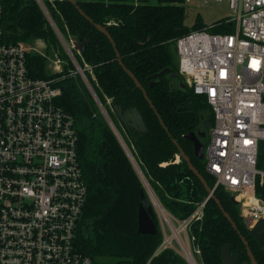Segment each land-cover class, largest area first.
I'll return each mask as SVG.
<instances>
[{"label":"trees","instance_id":"1","mask_svg":"<svg viewBox=\"0 0 264 264\" xmlns=\"http://www.w3.org/2000/svg\"><path fill=\"white\" fill-rule=\"evenodd\" d=\"M42 1L68 42L90 41L82 55L75 50L73 53L82 68L85 64L93 68L96 81L90 73L85 74L163 209L179 221L191 218L209 194L180 157L178 147L142 91L118 63L109 39L68 0ZM76 1L95 24L108 29L124 65L147 91L172 138L214 189L216 178L207 171L206 162L195 156L194 144L186 138L203 122L209 124V129L213 127V110L206 98L195 95L180 74L171 77L172 73H179L176 41L208 26L200 16L192 27L186 26L187 0H158L157 4L148 0ZM2 4L7 43L42 40L47 56L57 54L69 61L67 55L57 52L58 36L36 0H2ZM228 20L223 18L212 24L211 32L234 33L236 26ZM27 67L32 78L55 79L56 87L62 90L57 104L75 120L79 162L88 187L87 203L76 229V250L98 264H189L171 249L155 256L164 236L154 210L157 234H139L138 215L145 187L88 87L79 75H74V64L69 61L61 73L51 74L46 57L29 53ZM166 68H170V73L150 79ZM177 156L180 162H176ZM259 167H264L263 158ZM257 194L264 198L263 191L258 190ZM215 195L248 241L258 264H264V251L251 235L240 207L231 201V194L219 186ZM189 235L202 264H223L221 250L226 245L231 253L240 256L239 264L250 262L240 236L211 198L204 206L202 219L192 222Z\"/></svg>","mask_w":264,"mask_h":264},{"label":"built area","instance_id":"2","mask_svg":"<svg viewBox=\"0 0 264 264\" xmlns=\"http://www.w3.org/2000/svg\"><path fill=\"white\" fill-rule=\"evenodd\" d=\"M226 1L234 14L228 20L236 26L234 33L214 34L208 26L179 38L176 50L181 76L214 113L204 147L207 171L216 178L213 191L220 186L235 198L250 229L264 219V198L257 194L264 193V170L259 167L264 141V0ZM2 16L0 0V264H98L75 247L88 187L74 117L58 106L62 90L55 79L29 74V53L50 57L33 43H7ZM38 42L44 43H34ZM70 49L66 50L71 62L97 100L85 74L96 81L93 68H82L75 49ZM52 63L47 68L51 74L63 71L65 64L57 54ZM209 199L210 195L188 220L169 217L172 235L163 227L164 240L155 256L167 249L185 255L182 234L202 219ZM172 218L183 226L176 227Z\"/></svg>","mask_w":264,"mask_h":264},{"label":"water","instance_id":"3","mask_svg":"<svg viewBox=\"0 0 264 264\" xmlns=\"http://www.w3.org/2000/svg\"><path fill=\"white\" fill-rule=\"evenodd\" d=\"M71 4H73L77 10L80 12V14L85 17V19L87 21H89L90 23H92L96 29H98L99 31H101L111 42L116 56H117V60L118 63L120 64V66L124 69V71L130 76V78L134 81L135 85L137 86L138 89H140L145 97V99L148 101L149 105L151 106V108L155 111L160 124L162 125V127L165 129V131L169 134V136L171 137L173 143L178 147L179 152H180V157L183 158V160L188 164V167L190 168V170L195 174V176L200 180V182L203 184V186L205 187L206 191L208 192V194L210 195V198L217 204V206L220 208V210L222 211L223 215L225 216V218L230 222L232 228L238 233V235L240 236L242 242L244 243L250 262H245L244 264H258L250 246L248 241L246 240V238L241 234V232L239 231L237 224L235 223V221L232 219V217L225 211V209L223 208L221 201L217 198V196L215 195V192L213 191L212 188L209 187L207 181L205 180V178L200 174V172L197 170V168L192 164L191 159L185 154L184 150L179 146L178 142L172 138L171 134L169 133V129L167 128V126L165 125L163 119L161 118V116L159 115V113L157 112L155 106L153 105L152 101L150 100L147 91L143 88V86L141 85V83L139 82V80L136 78V76L124 65L120 52L117 49V45L114 41V39L112 38L111 34L109 33L108 29L95 24L94 21L85 14V12L78 6L77 1L76 0H68ZM39 4V3H38ZM40 5V4H39ZM40 7L42 8V10L44 11V13L46 14L48 20L50 21L53 29L55 30V32L59 35L60 32L58 31L55 23L53 22L52 19H50L48 17V13L45 12L44 8L45 6L40 5ZM60 38V36H59ZM73 40V47L77 52H80L81 54H83L85 52L86 46L90 43V41L88 42H84V43H78L77 41ZM62 41V40H61ZM170 68H166L164 70H162L160 73H157L155 75H153L152 77H150V79H155L158 76H162L165 74L170 73ZM179 76L178 73H172L171 77H177ZM182 86L184 88H186V84L182 83ZM95 99V98H94ZM95 100L98 103V106L101 110V113L103 114V116L105 117L106 121L108 122L109 126L111 127L112 131L114 132V134L116 135V137L118 138L120 144L122 145L123 149L125 150L127 156L129 157L131 163L134 166V169L136 170L138 176L140 177V179L142 180L141 176L139 175L133 161L132 158L129 155V150H127L128 148H126V144L124 143L122 137L119 135V133L116 130V127L114 126L111 118L109 117L107 111L104 109L103 105L101 104L100 100L98 99V97L96 96ZM205 135L202 134L201 137H204ZM186 138L191 141L194 144V153L195 156L201 160V161H205V153H204V144L201 142L200 137L198 134L196 133H188L186 135ZM264 153V141L260 143V148H259V158L262 157ZM143 182V180H142ZM144 183V182H143ZM146 193L143 192L141 194V199H142V204L140 206L139 209V215H138V231L139 234L141 235H155L157 234L158 230L157 227L155 226L154 222H153V208H155L154 202L148 192V189L145 187ZM231 201L238 206V202L235 200L234 197H231ZM250 233L251 235H253L255 237V239L258 241L259 245L262 247L263 251H264V219L258 221L255 225H253V227L250 228ZM221 258L223 261V264H239V258L240 256L236 253H231V249L229 246H224L221 250ZM188 263L189 261L186 260ZM190 264V263H189Z\"/></svg>","mask_w":264,"mask_h":264},{"label":"rangeland","instance_id":"4","mask_svg":"<svg viewBox=\"0 0 264 264\" xmlns=\"http://www.w3.org/2000/svg\"><path fill=\"white\" fill-rule=\"evenodd\" d=\"M128 1H136V0H128ZM148 1H149L150 4H157L158 3V0H148ZM186 9H187V16H186L185 24H186L187 27H192L194 25L195 20H196V18L198 16H200V18L202 19L203 23L205 25H207V26H211L212 24H214L215 22H217V21H219V20H221L223 18H232L234 16V14L230 10L229 5H228L226 0L223 1V2L210 1L208 3H204L203 1H198V0H187ZM50 19H51V17H50ZM57 36H58V39H59V49L57 50V52L59 51L58 53L61 54L62 56L67 55L68 58H69V61H72L71 57L67 54L68 50H66V49H67V47H71V49H70L71 51H72V49H74L72 47L73 40L71 39L70 42H68L61 34H59V35L57 34ZM59 36H60V38H59ZM27 45H32V43L31 44H27ZM33 45L35 47H37V48L42 49L41 50L42 53L47 52L46 50L44 51V49H45L44 48V43L38 42L37 44L33 43ZM48 56L50 58H48L47 61H48V65L51 68V66L53 65L52 60H53L54 56H50V55H48ZM60 59L64 62V64H68L69 63V61L66 58H60ZM72 63H74V62H72ZM75 68H76V66H75ZM49 72H51V71L49 70ZM74 75H79L81 77L78 68H76V72L74 73ZM110 102L111 101L109 100L108 103H110ZM104 109H105V107H104ZM117 132H118V130H117ZM209 140H210V133H209V138L205 141V147L207 146ZM128 150L130 151L129 148H128ZM130 153H131V151H130ZM263 159H264V154H263ZM177 161L180 162V158ZM262 169L264 170V167ZM143 182L142 183H143L144 187H146L148 189V192L151 195V197L153 198V196H154L156 198V195L154 194L153 190L150 188V185L147 183L146 179L144 180V178H143ZM153 210L156 212V214H157V216L159 218L161 229L163 230V227L165 229H167V221H166L165 218L168 217V215H167L168 212L167 213L165 212V214H162L158 210L157 207L153 208ZM171 216L172 215L169 214V217H171ZM172 221H173V224L176 227H178L179 225L183 226V223L177 222V221L173 220V218H172ZM168 235H172V233H170L169 230H168ZM182 238H183V241L186 244V246L189 247L190 250H191V252L189 250H187V254H186V256L189 259V261L191 262V264H196L195 260L197 261L198 264H202L201 258H200L199 254H198V250H197V248L194 246V244L192 242V239H191V237L189 235L188 229H187V233L185 235L182 234ZM174 244L178 247L176 242H174ZM191 253H192V255H191ZM181 256L183 258H185V255L181 254ZM148 264H150V263H148Z\"/></svg>","mask_w":264,"mask_h":264},{"label":"bare ground","instance_id":"5","mask_svg":"<svg viewBox=\"0 0 264 264\" xmlns=\"http://www.w3.org/2000/svg\"><path fill=\"white\" fill-rule=\"evenodd\" d=\"M129 155H130V153H129ZM130 157L132 158L131 155H130ZM132 161H133V163H134V165H135V167H136V169H137L139 175L141 176V178H142V180H143L144 176L141 174L140 170L137 168V166H136V164H135L133 158H132ZM144 180H145V178H144ZM150 196H151V195H150ZM151 198H152V197H151ZM153 199H154V200H153ZM152 200H153V202H154L155 208L157 207L158 210H159L162 214H165L166 211L161 207V204H159V201H157L158 199L155 198V197L153 196ZM166 213H167V212H166ZM167 215H168V217H166L165 219H166L167 222L170 223V220H169V214L167 213ZM174 237H175L180 243H182V241H181V239H180V237H179L178 231H176V230H174ZM184 250H185V258L189 261V259L187 258L186 254H187V250H189L190 252H191V250H190V248L187 247V246H184ZM191 255H192V253H191ZM192 257H193V256H192ZM193 258H194V257H193ZM194 260H195V259H194ZM195 262H196V264H198L196 260H195ZM189 263L191 264L190 261H189Z\"/></svg>","mask_w":264,"mask_h":264},{"label":"flooded vegetation","instance_id":"6","mask_svg":"<svg viewBox=\"0 0 264 264\" xmlns=\"http://www.w3.org/2000/svg\"><path fill=\"white\" fill-rule=\"evenodd\" d=\"M178 74H180V72ZM209 130H210L209 129V124L207 122H203V123L197 125V127L195 129V132H193V133L198 134L199 137H200L201 142L204 144L205 141L209 138ZM202 134H204L205 136L201 137Z\"/></svg>","mask_w":264,"mask_h":264}]
</instances>
